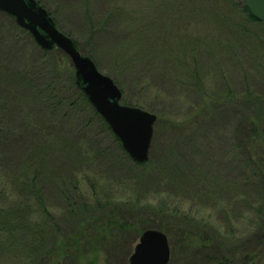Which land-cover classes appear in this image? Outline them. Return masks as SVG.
<instances>
[{
    "label": "trees",
    "instance_id": "1",
    "mask_svg": "<svg viewBox=\"0 0 264 264\" xmlns=\"http://www.w3.org/2000/svg\"><path fill=\"white\" fill-rule=\"evenodd\" d=\"M37 1L47 9L55 25L73 38L74 33L60 23L55 10L44 0ZM204 1L206 8L218 11L220 25L227 27L223 29L227 45L236 52L229 60L231 66L226 68V74L232 87H239V92H233L229 86L217 102L218 95L211 91L212 83L206 92L196 89L202 81L209 84L210 80L206 82V77L202 78L199 71L188 74L180 65L181 62L184 66L187 63H184V53H193L198 70L211 69L215 60L213 55L222 48L215 35L211 38V28L205 36L209 37V44H213L210 45L212 50L203 37L205 29L203 31L200 26L185 22L180 23L183 28L179 25L174 6H180L181 13L186 16L190 0H112L108 9L106 16L109 19L118 16L115 19L119 22L121 14L124 17L121 28L128 30V33H120L118 39L111 41L110 53L114 63L110 65L109 74L117 72L121 80L115 77L113 80L119 83L122 92L129 89L131 94L134 87H138L140 93L135 99L128 98L123 103L142 108L147 106L142 94L154 80L151 69L158 70L165 65L168 71L172 69L169 71L171 77L163 75L158 80L168 82V86L177 85L176 90L169 94L168 90L163 91L166 92V105L190 111L191 107L195 108L176 98L177 89L183 91L185 98L195 99L193 103L200 105L188 132L183 130L181 136L180 132L173 133L177 137L174 142L151 150L149 159L142 164L131 160L108 124L77 86L69 58L56 47L42 50L26 30L14 23L31 37L30 43L38 52L53 61L56 69L57 65L61 67L56 73L45 67L42 71L39 69L38 74L50 77L45 86L39 80V83L35 79L29 81H33L32 86L39 92L45 88L53 95H61L67 90L66 102L64 99L58 102L48 100L47 108L53 111L60 108L65 116L68 106L71 107L69 111L74 112L72 118L79 119H76V123H80L78 127H85L90 121L96 123L101 132L119 147L121 154L115 160L106 155L104 159L97 152L81 148L89 144L88 140L81 147L56 141L71 135L63 133L64 127L55 120L52 112L44 115L43 110L36 116L24 112L23 120L27 123L18 132L21 127L13 117H9V126H5L4 117L9 107L0 104V259L4 258L9 264H64V260L55 261L54 256L60 252L66 255L70 247L66 248L61 238L53 241L49 234V209L42 197L48 194L44 190V177L47 176V180H52L53 196L64 203L65 219L76 220L73 225L77 227L78 234L87 237L86 229L91 227L94 231L100 229V232L157 228L178 242L173 246L167 264H264V24L250 13L243 0ZM199 12L207 16L206 10L200 9ZM98 27H90L89 31L95 33ZM248 27L253 30L249 31ZM258 29L262 33H252ZM90 39L92 36L86 41ZM260 39L261 45L257 43L259 47L256 48L253 43ZM73 40L80 48V42ZM245 41L252 45L242 49ZM86 45L80 50L100 68V59L94 54L97 51ZM202 53L210 60L204 59ZM229 64L227 62L226 66ZM256 71L262 80L253 77ZM181 72V82H171ZM241 76L243 82L239 81ZM254 79L260 85L259 89L252 85ZM25 108L30 106L26 104ZM86 111L92 114V120L85 119ZM219 116L227 122L223 128L228 134L215 124ZM156 120L159 121L158 118ZM23 132L27 137L11 144ZM25 155L27 162L24 163L21 160ZM71 158L76 162L69 167ZM32 161L36 167L32 178H28L18 169L21 163L22 169L25 166L31 168ZM48 165L53 171L48 170ZM77 165L83 166L80 180L73 177L76 175L73 169ZM62 167L70 169L66 173L68 177L63 180L57 178ZM89 178L93 181L90 182ZM83 183L89 186L88 196L80 187L85 185ZM38 186H42L41 189ZM107 186H112L111 194L108 188L105 189ZM33 188L38 189L34 192ZM122 191L124 194L127 191L126 196H121ZM185 194L199 205L194 202L185 207L179 201L182 195L187 197ZM204 201H208L211 207L207 214L206 207L198 211ZM232 214L238 217L239 224L231 221ZM22 251H26V255L21 254ZM21 256L25 257L20 263Z\"/></svg>",
    "mask_w": 264,
    "mask_h": 264
},
{
    "label": "rangeland",
    "instance_id": "2",
    "mask_svg": "<svg viewBox=\"0 0 264 264\" xmlns=\"http://www.w3.org/2000/svg\"><path fill=\"white\" fill-rule=\"evenodd\" d=\"M44 1L47 2L48 5L52 7L53 10H55L60 23L67 30L74 33L73 38L78 40V42H80L81 44L80 48H83V46L87 44L86 46H90V47L93 46L94 50L97 51V53H94V54L96 55V57H99L100 59V63H99L100 68L102 67L101 64L104 65V68H101V69L98 67L97 68L101 72L110 76L112 79L113 77H115L121 80L117 72H113L112 75H110L111 73L109 69H112L110 65L112 64V62L114 63V57H111V53H110L113 47L112 46L113 43L111 41L112 40L115 41L116 39H118L120 33H124V32L128 33V30L121 28V25H123L122 21L124 19V17L121 14H120L119 22H117L115 19L118 16H113L110 19L108 16H106L108 13V9L111 6L112 0H44ZM188 4L190 7L187 10L186 16L184 12L181 13L182 9L180 6L178 8L174 6L175 11H177L175 15L177 16L176 20L179 19L178 20L179 25L181 22H185L188 25L200 26L201 29H203V31L205 29V33L203 37L206 34H208L206 32L208 31V29L211 28L212 33H213L211 38L214 37L215 35L218 42H221L222 48L221 50L216 52L215 55H213V58L215 60L210 66L211 69L207 68L204 70H198V67L196 64L197 60H195L196 56H193V53L191 54L184 53L183 55L184 63L185 62L187 63L184 66L183 63L181 62L180 65L185 67L184 70L188 74L199 71L202 78L203 76L206 77L205 79L206 82L210 80L209 84L208 82L203 84V81H202L200 85L197 86L196 89L198 91L201 90V91L206 92L207 88L208 89L210 88V83H212L211 91L215 93V95H218L217 97L218 99L215 101L217 102L219 99L222 98L223 93L229 90L228 88L229 86H230V89L233 90V92L235 93L239 92V87L238 86L232 87V83L230 79H227L228 75L226 74V68L229 69L231 66L229 64V60L232 56H234L236 52H233V49L230 48L229 45H227L228 41H227L226 34L224 33L225 32L224 30H226L227 27L221 26L222 25L220 22L221 18L218 16V11L213 10L208 7L206 8L205 6L207 4H206V1L204 0H190ZM219 6L223 8L224 10L226 9L224 5L220 3H219ZM200 9L206 10L207 16H205L204 12L203 13L199 12ZM182 16H185V17H182ZM225 16H228V15H225ZM235 17H238V15L235 14ZM11 18L13 19L12 21L14 22L11 21ZM106 19H109L108 22H105V24H102L104 21H106ZM182 19H186V20L182 21ZM229 20H231L230 17H229ZM14 23L18 25L15 22L13 17H11L9 14H7L4 11H0V104L1 105L5 104L6 106L9 107L4 117L5 126L6 127L9 126L7 121L9 117H13V119L17 121L18 127H21V130L18 132H21L27 123V121L23 120L24 112H29L28 115L30 116H36L40 114L42 110L44 112V115H46L48 112L49 113L52 112V114L54 115V118H56L55 120H57L58 123H61L62 126L64 127L63 133L71 135L65 138L57 139L56 141L58 142L65 141V142H69V144L73 143L74 145L81 147V145L85 144V142L88 140L89 144H85L84 146L82 145L81 147L82 149L93 151L95 154L97 152L99 156L100 157L102 156L104 159H105V155L108 158L112 156V159L111 158L110 159L115 160V158L121 154L119 147L116 144H114L112 140H110V137H108L105 133L101 132L102 129L98 127L96 123H92L90 121L87 125H85V127H83V125L78 127L80 123H76V119L77 120L79 119L77 117L72 118L73 115L71 114H74V112L73 110L69 111L71 107L68 106V114L65 116L63 114L64 111L60 108L54 111L49 110L50 108H47V104L49 101L58 102L64 99L63 101L66 102L67 100L66 93L68 94L67 90L65 94H61V95H66V97H63L61 95H53L51 94L50 90L48 91V89H45V88H43L44 90L40 89V92L42 94H39L40 92L32 86L33 81L32 82H29V81L35 79L36 83H39L37 81L39 80L41 84L45 86L46 82L50 79V77H46L41 74H38L37 72L39 71V69L40 71H42L44 70V67H45L46 69L52 70L51 72L56 73L60 71L59 68L61 67H58L57 65V69H58L57 70L56 67L54 66L53 61L49 57L44 56L42 52L41 53L38 52L31 45L30 39H29L30 36L22 32L19 28H17ZM93 26H94V29H96L98 26H100L98 27V29L101 27L103 29H100V30L97 29L95 33H92L91 31H89V28ZM180 26H182L183 28V25H180ZM251 30L253 29L249 28V31ZM240 32L242 33L241 29H240ZM252 33H262V31L258 29V31H254ZM89 36H92L93 41L91 39L86 41ZM204 39H205V42L208 44L210 50H212V46L210 45H213V44H209L210 42L209 37L205 36ZM33 41L35 42L34 39ZM261 42L262 41L260 39V41L253 43V45L257 48L261 45ZM257 43H259V46ZM250 45H252L250 42L245 41L242 45V49H245L249 47ZM54 47L56 46H53L52 48ZM77 48L80 50L79 47ZM49 50H45V51H49ZM55 55H56L55 52H53V56ZM201 55L204 57V59L210 60L207 58L208 56L204 55L203 53ZM182 61H183V58H182ZM227 62L229 64L228 67L226 66ZM159 68L160 69L158 70L151 69L150 74L152 75V78L154 80L151 84L149 83V85L147 86L148 88H146L145 92L142 94V97L145 98V100H147L148 102L147 106L144 104L145 105L144 109L148 110V108H150L148 111L155 113L156 116H158L156 117V119L158 118L159 120V121L155 120L153 123V132H152L151 142H150V146L148 150L149 157H150L151 150L155 151L158 148L159 149L164 148V147L169 146L170 143H173L174 140L177 138L176 136H173V133L180 132L179 133L180 136L182 135L181 132L183 130H184V133H187L189 130V127L193 126V121H195L194 120L195 113L199 112L198 110H200L199 109L200 105L193 103L195 99H193L192 101L191 98H185L183 91H181L180 89L179 90L177 89L176 98L185 102L189 106H195V108L191 107V111H190V109L187 110V109H184L183 107L180 109H175L174 107L170 108L166 105V100L164 101L165 99L164 94L166 92H163V91L168 90L167 94H169L172 92V90H176L177 85L171 84L170 86H168L167 85L168 82L166 83L163 81L160 82V80L158 79L161 76L163 78V75L164 76L168 75L169 78L171 77L170 72L172 71V69H169L170 71L169 72L168 69L165 67V65ZM182 74L183 72H181V75H176L173 78V80L171 79V82L175 81V83L177 82L180 83L183 78ZM253 75H254L253 77H256L259 81L262 80V76H260L261 74L259 72L257 73L256 71V73L254 72ZM184 76H187V75L184 74ZM239 81L243 82L244 78L242 77V80H239ZM59 82H63V80H59ZM115 83L118 85V87L121 90V86L119 85V83L118 82H115ZM252 85L258 89L260 88L259 87L260 85L256 83L255 79L252 81ZM64 89L65 88H62V90ZM57 91H55L54 94ZM128 91L129 89L126 90V92L125 91L122 92L121 90L122 92V96L120 99L121 103L126 101L128 98L135 99L140 94L138 92V87H134L131 94H129ZM130 102H133V101H130ZM24 103L28 104L30 108L29 109L25 108L26 104ZM133 106H138V105H133ZM151 106H153L154 108H151ZM166 106L168 107L167 110H166ZM207 110L208 108H206L205 111ZM158 111L160 112L162 111V114ZM158 113H160L161 116H159ZM79 114H82V113H79ZM84 115H85L84 117L86 120L88 118L92 120V117H91L92 114L90 112L86 111ZM79 117H81V115ZM220 117L221 116H219L216 119L215 124L217 123V125L220 127L223 133L228 134V132L226 131L227 129L223 128V126L228 125V124L227 122H224L225 121L224 118H220ZM25 137H27V135L24 134L23 132L22 135H20L19 139L18 140L14 139V141L11 142V144H17L19 141H21V139ZM35 144H36V141H35ZM196 157L198 158L199 156H196ZM66 161L68 160H65V162ZM21 162H24V163L27 162L26 155L23 156ZM75 162L76 161H74L71 158L68 162L69 167L75 164ZM103 164H101V166H104ZM20 165H19L18 171L21 174H25V176H27L28 178H32L34 174L33 170L36 167L35 163H33L32 161L31 162L32 167L28 169L26 168V166H25V169H22V166ZM82 168L83 166L77 165L76 168L73 169L76 174L73 176L74 178H77L79 180L82 179L83 177ZM52 169L53 168L48 165V170L53 171ZM69 170H66V168L63 169L62 167L61 172L58 173L59 175L57 178L61 180L66 179L65 177H68L66 176V173ZM44 178L46 182V186L44 187V190L48 194L47 196L46 194H44L45 196L43 195L42 197L44 199L45 205L49 209L48 220L51 223V227L49 228L50 237L53 238V241L56 238H61L64 240L66 244V248L70 247V251H68L66 255L61 252L55 255L54 256L55 261L64 260L63 261L64 264H129V257L131 253L134 251L135 244L138 242L139 237L142 233V230L140 231L137 229L127 228L122 231H119V229H116L113 232H108V231L100 232V229H97L98 231L97 230L94 231V229L91 227V228H88V230L86 229L87 237L84 234H78L76 231L77 227L73 225V222H75L76 220L69 221V218L65 219L67 217L65 215L66 209H65L64 203L59 202V200H57L52 194V189H53V186L51 185L52 180L51 179L47 180L46 179L47 176ZM89 180L91 182L93 181V178H89ZM41 184L43 185L42 182H40V185ZM38 187L41 189L42 186H38ZM80 187L83 190H85V195L88 196L90 192L89 186L87 187L85 184L84 186H80ZM107 188L108 190H110V194H111L112 186L111 187L107 186L105 189ZM37 189L38 188H33V191L36 192ZM73 190L74 189L71 188L70 191L72 192L74 196ZM42 191L43 189L41 190V192ZM105 193L107 192L105 191ZM120 194L121 196H126L125 194H127V191H125V194L123 193V191ZM185 195H187V197L182 195L181 199L179 200L185 207L195 202L189 194H185ZM204 204L201 207H199L198 211L199 210L203 211L204 209L202 208L206 207V214L211 212V209H210L211 207L208 201L207 202L204 201ZM195 205L198 206L199 204L195 202ZM231 221L237 222L239 224L238 217H236L235 214H232ZM154 229H157V228H154ZM158 230H161V229H158ZM167 238H168V243L170 247V256H171L172 251H173V246L174 245L177 246L178 242L177 240L169 239L168 236ZM21 254L26 255V251H22ZM22 256L21 258H19L20 263L25 257V256L24 257ZM0 264H9V263L4 258H1Z\"/></svg>",
    "mask_w": 264,
    "mask_h": 264
},
{
    "label": "water",
    "instance_id": "3",
    "mask_svg": "<svg viewBox=\"0 0 264 264\" xmlns=\"http://www.w3.org/2000/svg\"><path fill=\"white\" fill-rule=\"evenodd\" d=\"M250 13L264 24V0H244ZM0 11L14 18L44 50L53 46L70 59L77 86L105 120L132 161L142 164L148 158L156 114L142 107L120 102L122 92L113 79L101 72L93 59L83 54L73 39L60 31L47 9L37 0H0ZM170 247L167 235L154 228L142 231L129 264H167Z\"/></svg>",
    "mask_w": 264,
    "mask_h": 264
}]
</instances>
